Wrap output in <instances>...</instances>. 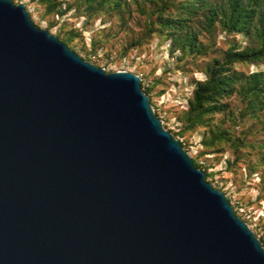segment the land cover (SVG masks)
<instances>
[{"label":"water","instance_id":"95a60500","mask_svg":"<svg viewBox=\"0 0 264 264\" xmlns=\"http://www.w3.org/2000/svg\"><path fill=\"white\" fill-rule=\"evenodd\" d=\"M0 264H264V245L138 74L0 0Z\"/></svg>","mask_w":264,"mask_h":264},{"label":"rangeland","instance_id":"374dc122","mask_svg":"<svg viewBox=\"0 0 264 264\" xmlns=\"http://www.w3.org/2000/svg\"><path fill=\"white\" fill-rule=\"evenodd\" d=\"M24 3L33 22L54 35L72 32L69 47L84 59L106 71L128 70L138 74L150 88V101L163 126L176 134L183 148L205 169L209 181L222 190L248 226L264 245V114L249 113L246 102L237 94L224 99L228 111L215 113L211 123L230 130L232 140L205 147L201 140L207 127L196 126L180 135L183 114L195 83L205 79L204 69L231 45L244 46L246 36L225 34L216 29L201 39L210 44L206 54H181L170 51L171 41L157 32L148 33L146 13L135 3L123 9L85 11L84 0H56L59 11L47 13V4L38 0H13ZM155 18L154 16L152 17ZM245 72L264 69V64L237 63ZM236 142V143H237Z\"/></svg>","mask_w":264,"mask_h":264},{"label":"trees","instance_id":"16d2710c","mask_svg":"<svg viewBox=\"0 0 264 264\" xmlns=\"http://www.w3.org/2000/svg\"><path fill=\"white\" fill-rule=\"evenodd\" d=\"M38 1L48 5L47 13L59 11L60 3L56 0ZM83 3L86 5L85 11L89 12L104 8L123 9L135 3L144 13L148 3L152 7L146 14L149 19L146 23L148 33L155 31L169 38L170 51L178 50L183 55L206 54L210 44L204 42L201 35H211L216 29L225 34L240 33L246 36L244 46L231 45L220 57H214L206 65V77L195 83L182 116L184 125L180 131L182 135L196 126H204L207 129L201 143L205 147L229 140L237 147L241 145L242 142L232 139L229 129L213 125L211 121L215 113L228 111V103L224 99L233 94L246 102L253 116H257L258 112L264 114V69L245 72L234 67L237 63L264 64V0H84ZM74 35L68 32L66 36L57 37L69 46ZM141 86L149 95L150 88L145 87L142 80ZM194 162L201 168L196 160ZM204 172L207 180L209 173L205 169ZM234 212L237 213L236 210Z\"/></svg>","mask_w":264,"mask_h":264}]
</instances>
